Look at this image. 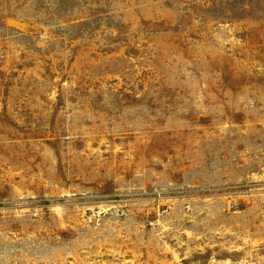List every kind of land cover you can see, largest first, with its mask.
<instances>
[{
	"label": "rangeland",
	"instance_id": "374dc122",
	"mask_svg": "<svg viewBox=\"0 0 264 264\" xmlns=\"http://www.w3.org/2000/svg\"><path fill=\"white\" fill-rule=\"evenodd\" d=\"M0 264H264V0H0Z\"/></svg>",
	"mask_w": 264,
	"mask_h": 264
}]
</instances>
